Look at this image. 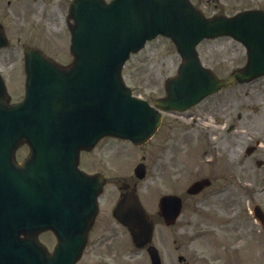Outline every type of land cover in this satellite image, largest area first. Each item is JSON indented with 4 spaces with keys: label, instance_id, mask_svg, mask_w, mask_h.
<instances>
[{
    "label": "water",
    "instance_id": "obj_1",
    "mask_svg": "<svg viewBox=\"0 0 264 264\" xmlns=\"http://www.w3.org/2000/svg\"><path fill=\"white\" fill-rule=\"evenodd\" d=\"M180 9L183 16L173 19ZM70 16L74 59L69 66L55 65L26 48L25 97L14 104H8L0 79V264H11L10 254L27 248L23 243L33 245L31 254L36 256L19 259L24 264H43L47 258L51 264H75L104 181L99 174L76 169L78 150L104 134L144 141L160 121V113L132 97L120 78L128 52L146 38L170 33L183 57L177 75L165 81L166 96L155 101L162 109H183L222 85L264 74L262 10L205 18L187 0H74ZM220 34L231 35L247 49L246 64L229 78H218L203 67L194 48L201 37ZM4 43L0 30V45ZM23 141L31 151L17 164L13 153ZM161 200L179 202L175 195ZM113 214L135 242L150 238L151 222L135 195L125 194ZM161 214L168 219L167 210ZM255 214L264 221L259 209ZM48 228L58 239L51 256L36 239L37 232ZM149 253L157 264L155 252Z\"/></svg>",
    "mask_w": 264,
    "mask_h": 264
},
{
    "label": "rangeland",
    "instance_id": "obj_2",
    "mask_svg": "<svg viewBox=\"0 0 264 264\" xmlns=\"http://www.w3.org/2000/svg\"><path fill=\"white\" fill-rule=\"evenodd\" d=\"M33 1L45 6L47 13H51L48 11L49 8L54 9V12L58 14L55 19H59L58 32L46 27L43 20H39L40 24H33L35 19L28 14V11L32 12L29 10L30 6L34 7ZM67 1L0 0V22L4 24L10 39L9 45L0 49V61L7 67L1 72L11 100L18 99L23 94L24 73L21 68L22 61H19L22 54V42L42 46L54 58L64 60L69 43V35L64 22ZM192 2L205 14L218 12L231 14L241 8L254 6L264 8V0H192ZM48 30L55 34L53 40L55 42L52 45L47 44V37L50 35L47 37L43 35ZM198 52L204 62L212 65L220 76L228 74L232 68L245 61L242 45L229 37L203 40L198 45ZM12 56L14 57L12 63L5 62ZM178 61V54L171 41L166 37L158 36L130 55L123 67V76L132 87L134 94L152 102L155 97L164 94L163 80L166 76L173 74ZM222 94V97H219L222 105L218 106L219 112L217 113L220 120L217 121L214 115H210L213 118L208 116L203 118L218 122L217 127L215 126L217 130H206L211 128L204 125L206 121H201L200 127L199 123L189 127V123L184 122L190 128V136L185 133L189 131H184V126L183 129L169 132L166 128L176 123L172 120L175 119L173 116H167L164 127L147 143L141 146H133L128 142L125 144V141H121L123 144L116 143L120 150L122 148L130 150L128 157L126 154V162L122 151L121 154L112 156L106 163L108 152L106 147L110 145L108 143L110 140L106 137L86 153L85 157L83 155L84 161L87 162L85 163L86 168L89 171L103 173L108 180L99 197V213L91 237L95 239L96 236L99 237L106 233L110 225L113 226V219L106 206V204L111 205L115 200L117 193L113 185L122 176L129 177L130 168L144 155L145 158L142 161L146 165V173L143 179L139 180V193L149 211L155 212L156 202L161 193L179 192L180 188L183 190L192 179L199 176L214 177L211 188L219 185L228 186L219 202L223 208L228 207V204L232 205L235 230L233 233H227L229 239L232 235V242L237 244L232 257L228 256L225 249L228 246L227 242L231 241L228 238H222L217 258L211 264H264V229L252 214V208L256 204L264 211V163L260 166L255 163L257 159L264 161L263 143L251 154L246 153V147L255 145L257 139L263 142L264 138V76L253 82L236 83ZM209 112L207 111V115ZM230 124L234 125V129L227 131L226 125ZM165 133H168L167 138L169 139L166 142L171 143L166 152L159 148V145L164 142L160 139V135ZM26 151V147L18 149V159L22 158ZM160 153L166 166L163 171H167V174L163 176L162 181L155 183L151 165L154 156ZM214 155L218 157L220 164L217 162L215 168H209L203 161L212 159ZM121 164L123 166L118 169V165ZM227 233L222 232L223 236ZM167 239L170 242V239ZM92 242L93 239L90 242L91 249L88 247L83 257L85 259L91 255L92 259L84 263L104 264L102 257L94 255L95 250L92 253ZM106 242L108 244L105 243L102 247L97 245L96 252L106 253L108 249L113 248L117 251V255L120 254L117 243H114L113 247L111 243ZM168 248V245L161 246L164 254ZM136 260H139L141 264H148L145 258H136ZM163 262L167 264L166 259ZM195 264L206 263L200 259Z\"/></svg>",
    "mask_w": 264,
    "mask_h": 264
},
{
    "label": "flooded vegetation",
    "instance_id": "obj_3",
    "mask_svg": "<svg viewBox=\"0 0 264 264\" xmlns=\"http://www.w3.org/2000/svg\"><path fill=\"white\" fill-rule=\"evenodd\" d=\"M11 61H14L12 57L10 59L8 58L5 62ZM222 95L223 94L217 93L212 94L186 110L169 112V114L175 118L172 119L173 122L176 123L175 125L172 124L170 129L176 131L177 128L183 129L184 126V131H187L190 128L185 125L184 122H189L191 126H193L197 120L203 121L204 117L208 116L213 118L210 115L217 117V113L219 112L218 106L222 105V101L219 97H222ZM207 111H210L208 115ZM179 117H181V119H179ZM218 119H220V117H218ZM187 135L189 136V134ZM160 136H162V134ZM216 157L217 156L214 155L209 162L210 167L212 168H215L217 162L219 163L218 157ZM156 159L159 161V157ZM212 185L213 182L211 181L207 187L203 188L197 194H187L181 213L174 223L166 226L162 219L159 218L158 221H161V228L158 229L159 231L156 235L154 234L152 242L159 246H169L162 257L167 260V264H195L199 259L211 263L216 260L217 251L222 245V232H234L235 224L234 220L230 217V209L227 207L223 208V205L219 202L222 200L221 192L217 190L218 188H210ZM116 193L117 196L115 200H117L123 193L119 186L116 187ZM222 216H224V219H221ZM193 219L196 220L195 223L192 222ZM107 222L108 221H106V223ZM116 227L121 230H118ZM164 229H167V232H165ZM126 234V229L115 221L113 226H109V230L106 229V234L100 235L99 237L96 236L97 238L95 239L92 238V253L95 250L94 255L102 257L104 264H129L124 260L127 254L135 252L142 255L145 252L147 245L135 247L131 240L129 238L127 239L128 236L126 237ZM226 235L227 236L224 238L229 239L228 233ZM167 238L170 239V242ZM90 240L91 238L88 237L86 248L89 247L91 249ZM229 240L231 242H227V245L232 248L234 243L232 242V235ZM106 241L111 243L112 246L114 243H117V246L120 249L118 252L122 251V248H124L123 246H127L130 252L125 253L124 255L122 254L123 259H121V256H117V251L113 250V248L108 249L106 253L96 252L97 245L98 247H102L107 243ZM225 250L229 252L227 248ZM108 253H110V255H108ZM91 259L92 256L89 255L85 258V261L89 262Z\"/></svg>",
    "mask_w": 264,
    "mask_h": 264
}]
</instances>
